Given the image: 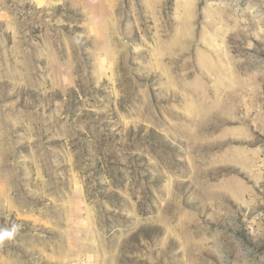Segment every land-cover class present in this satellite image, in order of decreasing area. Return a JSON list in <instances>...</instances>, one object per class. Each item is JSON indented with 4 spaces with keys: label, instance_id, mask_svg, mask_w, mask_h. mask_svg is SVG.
<instances>
[{
    "label": "rangeland",
    "instance_id": "374dc122",
    "mask_svg": "<svg viewBox=\"0 0 264 264\" xmlns=\"http://www.w3.org/2000/svg\"><path fill=\"white\" fill-rule=\"evenodd\" d=\"M0 264H264V0H0Z\"/></svg>",
    "mask_w": 264,
    "mask_h": 264
},
{
    "label": "clouds",
    "instance_id": "9594fccd",
    "mask_svg": "<svg viewBox=\"0 0 264 264\" xmlns=\"http://www.w3.org/2000/svg\"><path fill=\"white\" fill-rule=\"evenodd\" d=\"M2 235H3L4 237H10V236L12 235V232L5 230V231L2 233Z\"/></svg>",
    "mask_w": 264,
    "mask_h": 264
}]
</instances>
